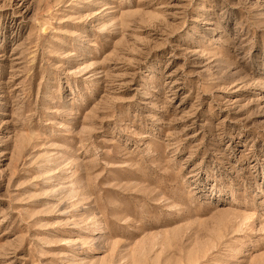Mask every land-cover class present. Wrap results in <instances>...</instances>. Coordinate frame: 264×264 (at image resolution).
<instances>
[{
	"label": "rangeland",
	"instance_id": "374dc122",
	"mask_svg": "<svg viewBox=\"0 0 264 264\" xmlns=\"http://www.w3.org/2000/svg\"><path fill=\"white\" fill-rule=\"evenodd\" d=\"M0 264H264V0H0Z\"/></svg>",
	"mask_w": 264,
	"mask_h": 264
}]
</instances>
